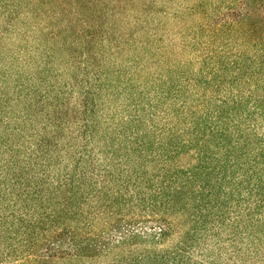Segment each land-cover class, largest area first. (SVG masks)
Here are the masks:
<instances>
[{
  "label": "trees",
  "instance_id": "16d2710c",
  "mask_svg": "<svg viewBox=\"0 0 264 264\" xmlns=\"http://www.w3.org/2000/svg\"><path fill=\"white\" fill-rule=\"evenodd\" d=\"M0 264H264V0H0Z\"/></svg>",
  "mask_w": 264,
  "mask_h": 264
}]
</instances>
